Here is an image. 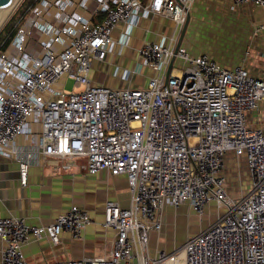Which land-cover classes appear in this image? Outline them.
Masks as SVG:
<instances>
[{"label":"built area","instance_id":"2783aa9c","mask_svg":"<svg viewBox=\"0 0 264 264\" xmlns=\"http://www.w3.org/2000/svg\"><path fill=\"white\" fill-rule=\"evenodd\" d=\"M193 0H37L9 44L0 50V155L18 164L26 184L30 166L49 175L106 170L124 175L129 204L107 199L101 226L112 231L108 249L94 256L66 254L53 264H264V76L242 64L223 66L206 53L175 51ZM264 0H231V8ZM71 7L82 10L74 11ZM150 13L172 33L145 40L128 80L142 67L155 72L145 85L110 87L90 78L92 60L121 53L132 28ZM117 25H123L118 39ZM264 34V20L251 24ZM174 57L167 79V67ZM83 86L64 91V79ZM228 153L242 158L249 188H225ZM186 204L196 215L214 204L215 219L171 250L150 249L163 228V210ZM72 204L47 224L0 215V264H27L22 247L61 233L83 241L91 223Z\"/></svg>","mask_w":264,"mask_h":264},{"label":"crops","instance_id":"0c3cea01","mask_svg":"<svg viewBox=\"0 0 264 264\" xmlns=\"http://www.w3.org/2000/svg\"><path fill=\"white\" fill-rule=\"evenodd\" d=\"M70 9L82 11L77 7ZM263 20L264 9L260 7L239 5L232 9L231 0H193L181 45L194 55L206 53L228 68L242 64L251 73L264 76V34L254 36L251 33V24ZM208 24L212 26L211 29H207ZM216 25L225 26L226 32H229L224 35L225 43L221 44L218 51H214L213 46H208L206 40L209 30ZM122 29L123 25L115 27L114 39H118ZM171 33L168 20L163 15L150 13L141 17L132 28L121 53L117 52L116 44L103 61L92 60L100 66L99 71L103 72L90 70L91 80L110 87L145 85L155 75L153 70L142 67L137 73L131 72L129 79L124 80L119 74H113V68L118 65L120 69L133 70L138 59L137 49L145 40L159 41ZM115 76L119 78L110 79ZM79 170H74L69 175L47 176L46 169L40 164H34L28 169L26 184L22 185L18 177L17 162L0 155V215L23 216L33 225L47 224L70 205L76 204L87 210L92 221L85 229L83 241L73 240L67 233H61V243L57 245H52L46 238L28 241L22 247L27 264H53L66 254L75 258L94 256L108 249L112 231L101 226L104 204L107 199H112L122 207L128 206L126 178L124 175H111L106 170L94 175L84 174ZM189 212L192 211L186 204L177 208L165 207L162 231L159 234L153 233L150 238L152 252L155 249L171 250L177 245L174 238L181 236L180 240L183 242L188 236L197 233V229H193L197 217L191 216L194 220L192 222L187 220ZM202 218L200 222H203ZM204 220L209 221L210 216H205ZM1 247L0 242V258Z\"/></svg>","mask_w":264,"mask_h":264},{"label":"rangeland","instance_id":"374dc122","mask_svg":"<svg viewBox=\"0 0 264 264\" xmlns=\"http://www.w3.org/2000/svg\"><path fill=\"white\" fill-rule=\"evenodd\" d=\"M141 1L143 4H146L149 0H141ZM30 2H31V0H17L14 3V5L11 7L10 15L7 17V19L5 21H3L4 23H2V22L0 23V33L6 32V30L10 29V26H8V24L12 21H13L12 25H14L16 27V31H17L18 27L24 23L26 17L29 15V13L31 11L29 9L33 7L32 6V7L28 8V5ZM36 3H37V1H36ZM211 27L212 26L209 25V26H207V29H211ZM225 34H229V32H226V27L223 25H216V27H213L212 30H209V33L207 34L208 36H206V40L208 41L207 45L213 46V50L218 51V48L221 46V44L225 43V42H223L224 41L223 38H224ZM210 36H212V37H210ZM184 40L185 41L187 40V36L184 38ZM229 49H232V48H229ZM232 53H234V52H232ZM99 69H100V66H97L96 63H94L92 61L91 62V71L92 72L99 71ZM101 71L102 70H100L99 72H101ZM104 73H102V74H104ZM118 78H119V76H117V77L115 76V77H111L110 79H118ZM99 83H101V82H99ZM63 86H64V91L66 93L71 92V91L79 92V91H82L84 89L83 86L75 87L74 86V80L71 78H68V77H66L64 79ZM224 162L225 163H224L223 174L225 177V188H226V190L230 196L237 197L249 188V179H248L247 169L245 167V162L242 158H237V157L233 156L231 153L227 154ZM192 212H189L187 214V220H190L191 222L194 221L193 219H191V216L196 215L194 212L193 213ZM217 212H219V211L217 210L215 205L210 204L208 207H206L204 209L202 216L196 215L197 222H196V226H194L193 229L194 230L197 229V232H198L199 230L202 229V227L207 226L209 223H211L214 220ZM205 216H210V220L205 222V220H204ZM201 218H202L203 222H200ZM180 238H182V237L178 236V237L173 239V241L175 242V245L177 243L176 246L180 245V243L182 242V240H180Z\"/></svg>","mask_w":264,"mask_h":264},{"label":"water","instance_id":"95a60500","mask_svg":"<svg viewBox=\"0 0 264 264\" xmlns=\"http://www.w3.org/2000/svg\"><path fill=\"white\" fill-rule=\"evenodd\" d=\"M11 0H0V14L7 8V6L9 5ZM188 19H189V12L187 13V17H186V21L179 33V37H178V41L176 43V46H175V51L176 49L178 48V46L181 44V41H182V38L184 36V33H185V30H186V27H187V24H188ZM174 60V57L171 58V61L167 67V70H166V75H165V78L167 79L168 77V73H169V70L171 68V65H172V62Z\"/></svg>","mask_w":264,"mask_h":264},{"label":"trees","instance_id":"16d2710c","mask_svg":"<svg viewBox=\"0 0 264 264\" xmlns=\"http://www.w3.org/2000/svg\"><path fill=\"white\" fill-rule=\"evenodd\" d=\"M36 1L37 0H31L28 8L34 6ZM12 23L13 21L8 24V26H10V29L6 30V32L0 33V50H3L9 44L10 40L16 33V27L12 25Z\"/></svg>","mask_w":264,"mask_h":264},{"label":"bare ground","instance_id":"6f19581e","mask_svg":"<svg viewBox=\"0 0 264 264\" xmlns=\"http://www.w3.org/2000/svg\"><path fill=\"white\" fill-rule=\"evenodd\" d=\"M16 1L17 0H11L7 8L0 14V23L1 22L4 23L3 21H5L7 17L10 15L11 7L14 5ZM78 169H82V165L79 166Z\"/></svg>","mask_w":264,"mask_h":264}]
</instances>
